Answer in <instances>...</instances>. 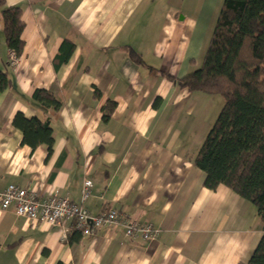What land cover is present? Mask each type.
Listing matches in <instances>:
<instances>
[{
    "label": "crops",
    "instance_id": "obj_1",
    "mask_svg": "<svg viewBox=\"0 0 264 264\" xmlns=\"http://www.w3.org/2000/svg\"><path fill=\"white\" fill-rule=\"evenodd\" d=\"M223 2L7 0L23 11L25 48L11 66L0 20V72L12 81L0 93V192L68 194L91 217L116 210L160 233L145 241L115 225L71 245L72 223L49 227L0 211V264L248 263L263 236L254 206L225 186L206 189L193 162L212 95L169 79L202 66ZM66 40L74 51L56 69ZM37 90L62 100L56 116L32 101ZM18 113L50 123V157L46 147L21 146ZM86 179L94 186L82 203Z\"/></svg>",
    "mask_w": 264,
    "mask_h": 264
},
{
    "label": "trees",
    "instance_id": "obj_2",
    "mask_svg": "<svg viewBox=\"0 0 264 264\" xmlns=\"http://www.w3.org/2000/svg\"><path fill=\"white\" fill-rule=\"evenodd\" d=\"M6 2L0 0L4 40L19 59L25 48L23 11ZM73 51L74 44L66 40L55 59L56 69ZM130 58L138 65L143 63L132 50ZM169 79L177 81L181 89L224 99L222 111L193 162L205 174L206 189L213 192L225 186L254 206L263 236L247 264H264V0H224L200 69L179 80ZM9 89V74L0 72V93ZM32 101L51 116L63 105L46 90H37ZM12 125L22 133L21 146L32 151L46 147L51 156L54 138L49 122L18 113ZM81 238L72 226L69 244Z\"/></svg>",
    "mask_w": 264,
    "mask_h": 264
},
{
    "label": "built area",
    "instance_id": "obj_3",
    "mask_svg": "<svg viewBox=\"0 0 264 264\" xmlns=\"http://www.w3.org/2000/svg\"><path fill=\"white\" fill-rule=\"evenodd\" d=\"M9 59L11 66L18 64L13 52H10ZM93 186L91 180H84L81 189L82 203L91 196ZM0 211H8L17 218L38 221L49 227L72 223L73 228L80 231L82 236L91 235L95 229L115 225H123L126 228V237H140L145 241L156 240L160 233V230L152 225L139 226L116 210L91 217L76 205L68 194L53 193L48 198L40 199L36 192L16 185H10L0 192Z\"/></svg>",
    "mask_w": 264,
    "mask_h": 264
},
{
    "label": "rangeland",
    "instance_id": "obj_4",
    "mask_svg": "<svg viewBox=\"0 0 264 264\" xmlns=\"http://www.w3.org/2000/svg\"><path fill=\"white\" fill-rule=\"evenodd\" d=\"M209 99L212 101L210 102L209 108H206L204 110L205 116H204V119L201 121V125L205 124L204 125V130H206L205 137H207L208 133L210 132V130L215 125V123H216V121H217V119H218V117L222 111V108L224 106V99L220 95L210 96ZM209 99L204 104V106L207 105V103L209 102ZM197 121H198V118H197Z\"/></svg>",
    "mask_w": 264,
    "mask_h": 264
}]
</instances>
